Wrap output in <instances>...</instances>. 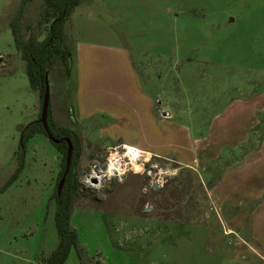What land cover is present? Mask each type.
<instances>
[{
  "label": "rangeland",
  "instance_id": "obj_1",
  "mask_svg": "<svg viewBox=\"0 0 264 264\" xmlns=\"http://www.w3.org/2000/svg\"><path fill=\"white\" fill-rule=\"evenodd\" d=\"M19 11L22 42L43 40L49 26L43 0H0V264H39L58 242L52 195L62 154L35 134L25 143L23 168L5 187L18 166L21 129L40 119L42 105L11 34ZM60 43L73 67L67 76L56 57L47 69L49 122L76 133L80 148V196L69 219L77 244L64 264H264L247 245L223 235L201 173L172 159L154 157L159 170L152 178L130 173L100 190L82 184L83 175L103 167L109 150L121 144L109 143L106 133L128 145L144 137L129 134L126 120H115L127 116L131 88L137 92L120 56L101 48L125 47L140 58L134 67L141 90L157 101L168 95L158 109L162 117L201 132L196 108L211 114L230 99L264 94V0H80ZM83 45L98 50L84 56L89 63L84 59L82 78L73 59L79 46L85 52ZM99 110L116 115L108 127L96 126ZM208 170L217 175L218 168Z\"/></svg>",
  "mask_w": 264,
  "mask_h": 264
},
{
  "label": "crops",
  "instance_id": "obj_2",
  "mask_svg": "<svg viewBox=\"0 0 264 264\" xmlns=\"http://www.w3.org/2000/svg\"><path fill=\"white\" fill-rule=\"evenodd\" d=\"M84 46L83 49L87 48L85 52L81 53L79 46L73 59L76 71L79 76L82 74V78L84 68L88 67L86 61L89 63L84 56L87 51L98 50ZM101 49L100 51L120 56L117 60L122 61L136 88L137 93L134 94V89L131 88L128 95L130 98L126 103L123 101L128 111L127 116L115 119L118 122L126 120L129 134L144 135L141 139L137 137L130 145L155 157L172 159L179 166L201 173L202 183L205 180L209 184L207 195L212 201L223 235L233 236L239 244L247 245L245 248L251 254L264 261V236L260 235L264 231V94L230 99L226 105L211 114H207V107L196 108L198 116L195 117L200 119V125L204 128L201 132H192L190 127L168 121L159 113L158 109L168 103L167 93L162 101H157L159 96H155L153 100L141 90L139 68L134 67L135 62H142L140 58L134 54L132 57L130 50L125 47ZM83 84L89 88L87 82L84 81ZM155 102L159 106H155ZM87 116L83 114L79 118L86 120ZM96 116L103 120L100 119L101 123L97 121L96 126L107 125L106 127L109 125L107 119L110 121V118L114 120L116 117L111 113L107 115L103 110H99ZM99 133L103 136L102 139L106 138L102 128ZM106 134L113 137L107 135L111 140L109 143H125L119 138L115 139L114 133ZM167 135L171 143L168 142ZM178 136L184 137L182 143H178ZM159 138H164L166 143L159 141ZM209 168H218L217 175L206 171ZM245 239L256 244L254 247L259 248L263 255L259 256L253 245L245 243Z\"/></svg>",
  "mask_w": 264,
  "mask_h": 264
},
{
  "label": "trees",
  "instance_id": "obj_3",
  "mask_svg": "<svg viewBox=\"0 0 264 264\" xmlns=\"http://www.w3.org/2000/svg\"><path fill=\"white\" fill-rule=\"evenodd\" d=\"M47 12L45 17L49 23L46 36L43 40L38 41L31 39L28 42H22L19 39V19L21 11H19L10 23L11 34L16 49L20 52L24 61V73L27 76L29 86L33 91L38 92L40 101L44 94L45 75L47 69L54 63L57 57L60 59L67 76L70 75L72 69V58L60 43V34L67 18L72 11L78 6L80 0H43ZM47 128L48 134L60 143L54 144L58 153L62 154L61 169L56 177L52 199L55 203L54 224L58 236V242L53 253L46 259L41 260L39 264H64L65 260L72 248L76 247L77 235L69 226V219L73 209V202L80 196L79 184L77 180V161L80 154L79 138L76 133L70 132L64 128L54 127L49 122V106L47 110ZM35 134H43L42 125L39 120L26 125L21 129L20 145L17 153L18 166L15 172L10 176L5 187L11 184L17 174L24 165L25 143ZM63 139H68L71 143L72 154L68 172L64 178V183L59 194L56 193L58 181L63 175L65 167L66 143ZM158 194V191H155Z\"/></svg>",
  "mask_w": 264,
  "mask_h": 264
},
{
  "label": "built area",
  "instance_id": "obj_4",
  "mask_svg": "<svg viewBox=\"0 0 264 264\" xmlns=\"http://www.w3.org/2000/svg\"><path fill=\"white\" fill-rule=\"evenodd\" d=\"M109 151L103 167H93L83 175L82 184L85 189H104L103 187L112 180L120 179L130 173L152 178L156 170H159L154 160L155 156L135 146L121 143ZM154 182L160 181L154 180Z\"/></svg>",
  "mask_w": 264,
  "mask_h": 264
},
{
  "label": "water",
  "instance_id": "obj_5",
  "mask_svg": "<svg viewBox=\"0 0 264 264\" xmlns=\"http://www.w3.org/2000/svg\"><path fill=\"white\" fill-rule=\"evenodd\" d=\"M48 106H49V93H48V86H47L46 77H45V88H44V94L42 97V105H41L39 122L42 125L44 132L47 134L46 136H47L48 140H50L53 144H58V143H60V140L59 141L55 140L48 134L47 121H46ZM63 141L66 143V146H67L66 155H65V167H64L63 175L60 178V180L58 181V185L56 187V193L57 194L60 193L61 188L63 186L64 178L68 172L70 160H71V154H72V147H71L70 141L68 139H63ZM157 188H158L157 183H153L152 189L156 190ZM147 209L148 208H146V210Z\"/></svg>",
  "mask_w": 264,
  "mask_h": 264
}]
</instances>
